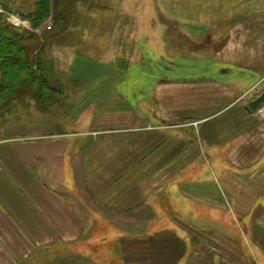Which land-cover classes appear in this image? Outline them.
<instances>
[{
  "label": "crops",
  "instance_id": "crops-1",
  "mask_svg": "<svg viewBox=\"0 0 264 264\" xmlns=\"http://www.w3.org/2000/svg\"><path fill=\"white\" fill-rule=\"evenodd\" d=\"M153 12L160 50L97 33L71 98L0 100V264H264V0Z\"/></svg>",
  "mask_w": 264,
  "mask_h": 264
},
{
  "label": "rangeland",
  "instance_id": "rangeland-1",
  "mask_svg": "<svg viewBox=\"0 0 264 264\" xmlns=\"http://www.w3.org/2000/svg\"><path fill=\"white\" fill-rule=\"evenodd\" d=\"M35 1L0 0V17L4 23H7L8 15L17 16L29 23L30 30L23 29L29 36H26L25 43H23L26 48L25 52L30 62L40 60L45 63L46 71H50V74H46L50 75V82L56 89L66 85V91H71L68 90V87L73 85V78L69 79V71L84 70L85 68L88 70L86 64L88 62H78L81 59L77 61L75 55L86 52L85 54L90 57L91 51L88 44L94 34L96 37L98 33L99 37L108 38L103 40V43L113 41L114 44L110 49L113 50L114 57L119 56L120 58L123 49L121 47L122 28L125 29L133 23L140 22V28L151 36L148 43L155 45L159 50L162 48L163 38L159 36V32L155 30L156 27L153 24L155 21L154 0H57L56 2L51 0L53 7L49 17L38 27H32L27 15L33 10ZM110 33L112 34L109 35ZM154 34H156L155 37H153ZM79 44H82L81 48L78 47ZM82 57L85 59V56L82 55ZM118 62L121 64L119 60ZM149 66L154 68V65ZM32 86L35 90L37 89L36 85ZM16 88L20 87L16 86ZM15 95V92L5 94L7 99L11 96L15 97ZM65 96L71 98L72 94L61 93L60 97ZM60 97H53L50 105L56 106L58 102H61L58 100L61 99ZM64 108L67 110V107L64 106ZM261 110L263 112L264 109ZM58 111L60 110L51 109V114L57 116ZM61 112L63 111L61 110ZM227 212H231V209L227 208ZM227 229L234 231L231 232L233 242L239 244L251 258L249 249H255V246L251 243L243 227L238 228L233 222L231 226L227 225ZM241 229L243 234L240 232ZM253 239L255 240V238Z\"/></svg>",
  "mask_w": 264,
  "mask_h": 264
},
{
  "label": "trees",
  "instance_id": "trees-1",
  "mask_svg": "<svg viewBox=\"0 0 264 264\" xmlns=\"http://www.w3.org/2000/svg\"><path fill=\"white\" fill-rule=\"evenodd\" d=\"M52 7L51 0H36L33 10L27 15L32 27L41 25L49 17ZM26 33L23 29H16L4 23L0 17V100H4L6 93L13 90L16 92V86L36 85L38 97L44 93V97H50V103L51 99L60 93L51 84L50 75L46 74L50 71H46L45 63L40 60L30 62L23 45L25 38L29 37Z\"/></svg>",
  "mask_w": 264,
  "mask_h": 264
},
{
  "label": "built area",
  "instance_id": "built-area-1",
  "mask_svg": "<svg viewBox=\"0 0 264 264\" xmlns=\"http://www.w3.org/2000/svg\"><path fill=\"white\" fill-rule=\"evenodd\" d=\"M6 21H7L8 25H10L11 27H14L16 29L30 30L29 23L22 20L21 18H19L17 16L8 15L6 17ZM260 112H262V110H260Z\"/></svg>",
  "mask_w": 264,
  "mask_h": 264
},
{
  "label": "water",
  "instance_id": "water-1",
  "mask_svg": "<svg viewBox=\"0 0 264 264\" xmlns=\"http://www.w3.org/2000/svg\"><path fill=\"white\" fill-rule=\"evenodd\" d=\"M264 105V91L258 95L256 98L251 100L245 107L248 113L256 112Z\"/></svg>",
  "mask_w": 264,
  "mask_h": 264
}]
</instances>
